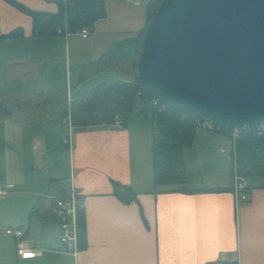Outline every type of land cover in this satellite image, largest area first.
Masks as SVG:
<instances>
[{"label": "crops", "instance_id": "0c3cea01", "mask_svg": "<svg viewBox=\"0 0 264 264\" xmlns=\"http://www.w3.org/2000/svg\"><path fill=\"white\" fill-rule=\"evenodd\" d=\"M104 1L106 16L82 38L78 30L33 36L31 16L15 4L30 10L56 12L59 9L56 2L0 0V31L6 33L21 27L23 36L19 39H25L23 51L13 50L12 39H0V61H5V65H0V72H5L7 81L14 82L10 89L0 87V101L9 111L6 115L0 113V187L5 191L0 196V223L7 215L2 203L25 195V204L18 217L12 216L3 232L0 228V253L16 264H212L216 260L224 264H264V183H247V200L235 195L231 171L234 145L227 135L230 178L208 185H197L187 179L175 190L156 191L152 164L151 168L146 164L144 168L140 142L135 139L134 131L140 129L134 130L123 114L120 115L125 121L122 128L112 124L73 127L67 117L68 170L59 173L51 165L46 169V153L50 150L48 126L61 117L49 115L55 111L57 89H67L69 102L79 90L91 87L99 78L134 79L132 67L142 37L139 31L133 30L135 33L130 39H112L100 45L97 35L101 28L97 25L109 19L110 9L120 5L119 0ZM124 1L129 3L130 0ZM134 2L137 4L138 0ZM103 31L117 34V30ZM61 37L66 40L77 37L88 43L79 53L86 56V61H77L82 69L81 76L71 78V63L67 61L68 76L64 85L59 78H52L55 71L61 69L57 65L61 60ZM20 52H25V57ZM101 71L108 74L99 75ZM11 72L15 73L14 79L8 75ZM89 76L94 77L95 81L89 83L93 84L82 85ZM46 84L48 87L42 86ZM142 110L135 108L133 113L144 114L150 119L149 113ZM12 114H17L16 120ZM22 121H25V189L18 188L11 175L13 165L9 164L23 147L16 141L15 131ZM217 135L213 131L196 130L194 143L185 154L191 153L196 162L216 153L217 146L219 153L224 154L226 149L219 141L225 136ZM61 152L59 150V155ZM114 182L128 184L136 193V199L127 203L119 199L113 193ZM212 187L226 189L184 190ZM70 189L83 203V245L79 247L77 239L75 253L65 251L57 221L30 218V211L39 197L56 199ZM11 226L24 228L25 237L39 248L36 257L20 259L17 256L16 240L5 232ZM0 264L6 263L0 260Z\"/></svg>", "mask_w": 264, "mask_h": 264}, {"label": "water", "instance_id": "95a60500", "mask_svg": "<svg viewBox=\"0 0 264 264\" xmlns=\"http://www.w3.org/2000/svg\"><path fill=\"white\" fill-rule=\"evenodd\" d=\"M136 73L147 94L197 119L264 124V0H161Z\"/></svg>", "mask_w": 264, "mask_h": 264}, {"label": "trees", "instance_id": "16d2710c", "mask_svg": "<svg viewBox=\"0 0 264 264\" xmlns=\"http://www.w3.org/2000/svg\"><path fill=\"white\" fill-rule=\"evenodd\" d=\"M160 2L161 0H148L145 6V23L139 30L141 37L145 35ZM56 3L59 4V9L56 12L30 10L15 4L31 16V33L35 37L75 32L83 27H87L91 31L95 23L106 16L104 0H66ZM57 29H60V32H57ZM22 36L23 29L21 27H16L6 33L0 31L1 40L16 39ZM138 57L134 61L136 70ZM133 77L132 81L121 79L100 81L89 88L79 90L70 99L69 104L67 89L63 87L57 89L58 98L55 111L49 115L68 117L69 123L73 127L112 124L115 116L120 117L124 113L133 111L136 99L143 102H152L154 99L140 86L136 73ZM142 111L149 113L148 110ZM150 119L154 126L151 159L155 190H175L177 189L175 187L181 186L187 181L184 151L193 144L195 132L199 128L198 119L191 114L183 113L168 106L160 112H157L153 107ZM124 126L125 121L123 120L122 127ZM232 142L234 145L232 173L236 172L247 180L264 178V133L261 135L241 133ZM224 189L226 188L212 187L184 190L199 192ZM113 193L126 203L136 199V193L128 184L114 182ZM53 204L54 199L39 197L30 211V218L40 217L55 220L51 213ZM77 239L78 246L81 247L83 245L81 212L77 215Z\"/></svg>", "mask_w": 264, "mask_h": 264}, {"label": "rangeland", "instance_id": "374dc122", "mask_svg": "<svg viewBox=\"0 0 264 264\" xmlns=\"http://www.w3.org/2000/svg\"><path fill=\"white\" fill-rule=\"evenodd\" d=\"M120 5L113 9H110V15L109 19L106 21H100L97 26L101 28V30H98V41L100 45H106L108 42L116 41V40H122L130 39V36L133 37V30L139 31L140 27L144 26L145 23V6L148 2V0H138V3L134 2V0H130L128 2H123V0H119ZM135 5V6H134ZM134 28V29H133ZM104 29L109 30H117V34H109L108 31L104 32ZM130 31V32H129ZM92 35V34H91ZM145 36V35H144ZM142 37V40L144 38ZM128 37V38H126ZM61 43V60L58 62V66L61 67L60 71H55L52 78H55L57 80L61 81L62 85L67 81V61L71 63L70 66V72H71V78H79L81 76V68L80 64L77 61H86L84 54H79L80 49L88 44L86 40H81L77 37H72L69 40L63 39ZM18 42V43H17ZM113 43V42H111ZM142 44V42H141ZM11 47L13 46V50H22L25 47V39H12L10 41ZM141 49V45L138 47L136 51V57L139 56V52ZM25 57V52H20ZM138 53V54H137ZM135 61V59H134ZM0 65H5V61H0ZM134 62H133V75L136 73V69L134 68ZM84 70V69H83ZM3 72V71H2ZM0 72V87L2 89H10L11 85H14V82L11 80L7 81L5 72ZM86 70L83 71L85 73ZM82 73V74H83ZM14 72L9 73L8 75L14 77ZM108 74L107 71H101L99 72V75ZM137 74V73H136ZM98 75V76H99ZM125 79V78H124ZM94 80V77L89 76L86 78V81L82 83V85H92L89 84L91 81ZM103 79L99 78L98 80H94V83H97L98 81H102ZM9 84V86H8ZM79 84V83H78ZM43 87H48V84L42 85ZM78 86V85H76ZM75 88V85L73 89ZM46 90V88H43ZM49 98V97H46ZM49 101L54 102V100ZM57 99H55V102ZM48 102V99H45V103ZM70 102H68L69 104ZM43 104V105H46ZM60 104V103H59ZM70 106V105H69ZM142 108L143 110H148L149 115L151 111L153 110V105L151 101H141L140 99H136L134 104V109ZM134 109L130 113H124V117L128 120V124H131L134 130L140 129L139 131L135 132V139L138 140L141 146L140 148V155L142 156V164L145 167V164L148 166V169L151 168L152 159H151V147H152V138H153V132H154V126L152 125L151 119L145 118L143 115H136L137 113H133ZM14 116L13 118L16 120L17 114H12ZM67 117H57V119L54 121V123H49L48 126V145L50 146L49 152L46 153L45 158V165L46 169H49V166H53L55 169L59 171V173H62L66 170H68V148L65 146L64 143V137L67 133ZM20 126L16 127L15 131L18 134L17 142L18 144H21L23 147L21 148V152L18 154H15V156L12 158L13 161H11L9 164L13 165V168L11 170V175L15 177V181L18 184L19 189H25V121H22V123H19ZM197 130H205L209 131L208 129L204 128H197ZM32 133V131H31ZM214 133V132H213ZM218 132H216L217 134ZM242 132H238V135H236L235 138L239 136ZM217 136H225L223 133H218ZM195 138V135H194ZM30 139V138H29ZM227 137H223L219 141V145H221L222 148L226 149V152L224 154L219 153L218 149L219 146L216 148V153H213L205 158H202L200 161L196 162V158L191 155V153L185 154L184 151V162H185V168L187 171V179L190 181H193L197 185H208L213 183H218V181H222V179H226L228 176L230 178V156H229V148L225 145L227 144ZM16 142V143H17ZM30 144V141L28 142ZM194 143V140H193ZM32 145V144H30ZM193 145V144H192ZM135 147V145H133ZM137 146V145H136ZM59 150L62 151L59 155ZM137 151V150H136ZM54 156H56V160H53ZM186 156V159H185ZM210 167H213L215 169H212ZM228 167V169H227ZM62 182L66 184V179L63 178ZM248 184H255V183H264V178H256V179H248ZM185 184V183H184ZM4 210L6 215V218L4 221L0 223V228L2 232L4 231L6 225L5 223H8L10 219H12V216L18 217V215L21 213L22 205L25 204V195H17L12 197L10 200H6L4 203ZM15 212V214H13ZM25 227V225H24ZM21 228L24 230V228L21 226ZM32 233V231H31ZM5 255L1 252L0 253V260L5 261L6 264H16L14 261L6 260L4 257Z\"/></svg>", "mask_w": 264, "mask_h": 264}, {"label": "built area", "instance_id": "2783aa9c", "mask_svg": "<svg viewBox=\"0 0 264 264\" xmlns=\"http://www.w3.org/2000/svg\"><path fill=\"white\" fill-rule=\"evenodd\" d=\"M51 2H65L66 0H46ZM60 32V29H57ZM79 35L86 38L89 35V30L83 27L79 30ZM153 107L157 112L164 110L165 105L157 100L152 101ZM69 121V118H68ZM70 122V121H69ZM70 125V123H69ZM113 126L121 128L123 120L119 116H115L112 123ZM198 126L209 131L223 133L235 139L238 132L252 133L261 135L264 133V124L245 127V128H229L226 126L214 124L209 121L198 119ZM69 136L64 137V143L69 144ZM233 189L235 195L241 200L249 198L247 180L244 176L234 172ZM5 191L0 187V196L4 195ZM83 203L80 197L73 189L68 190L64 195L59 196L54 200L51 208V213L57 221L60 228V242L63 244L66 252L75 253L77 251V215L82 211ZM5 232L13 236L16 240V254L20 259L34 258L38 254V246L32 244L26 237L24 230L19 226L8 227ZM212 264H224L221 260H216Z\"/></svg>", "mask_w": 264, "mask_h": 264}]
</instances>
